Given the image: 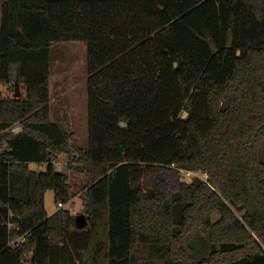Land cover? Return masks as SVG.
Instances as JSON below:
<instances>
[{
    "label": "trees",
    "instance_id": "1",
    "mask_svg": "<svg viewBox=\"0 0 264 264\" xmlns=\"http://www.w3.org/2000/svg\"><path fill=\"white\" fill-rule=\"evenodd\" d=\"M73 40L87 45L86 147L62 101L52 119L47 73L27 71ZM0 82L24 89L0 100V264H55L76 226L45 210L48 189L73 197L60 153L87 178L86 237L63 264H154L141 248L264 264V0H0Z\"/></svg>",
    "mask_w": 264,
    "mask_h": 264
},
{
    "label": "rangeland",
    "instance_id": "2",
    "mask_svg": "<svg viewBox=\"0 0 264 264\" xmlns=\"http://www.w3.org/2000/svg\"><path fill=\"white\" fill-rule=\"evenodd\" d=\"M86 41L73 40V41H55L52 43L53 59L50 66H43L37 68L36 66H29L27 71L31 75L45 74L49 76L50 84V99L49 104L52 113V119H56V111H59L61 106L60 101L64 104V111L67 114L69 129L74 132L75 139L81 147L87 146V95H86ZM19 93L23 94L24 89L22 85H18ZM15 85L11 83L0 82V100L6 96L15 94ZM224 103V101L222 102ZM185 114V113H183ZM19 124L13 125L10 130L16 132L15 128ZM121 125H125L124 122ZM259 159L264 161V140L259 145ZM69 156L65 153H60L55 161V169L63 171L67 174L69 181L72 185L73 197L71 201L64 204L62 208L68 210L71 215L79 213L85 214V205L81 197L82 191L87 184L86 175L82 172L75 170H68L67 163ZM29 167L36 171H45L47 164L42 163L38 165L35 162H30ZM183 175V174H182ZM206 174L201 171H193L189 176H182L180 179L190 178L193 183H199L206 179ZM178 194L173 192L172 198H177ZM45 210L52 213L59 207L54 198L52 189H48L44 195ZM238 216L241 214L237 213ZM82 227L70 226L69 229L72 233H68L67 242L64 245L56 247L52 254V262L55 264H63L65 262L74 260L78 256L77 246L84 242V230L80 231ZM163 250L158 252L151 248L139 249L137 258H145L150 255V262L157 264H165L162 255ZM160 256V257H159ZM148 263L149 261L142 260L141 264ZM150 264V263H148Z\"/></svg>",
    "mask_w": 264,
    "mask_h": 264
},
{
    "label": "water",
    "instance_id": "3",
    "mask_svg": "<svg viewBox=\"0 0 264 264\" xmlns=\"http://www.w3.org/2000/svg\"><path fill=\"white\" fill-rule=\"evenodd\" d=\"M18 94H19L18 83H15V95H18ZM184 179L185 181L190 182V178H184ZM211 216H212L213 222L217 221L220 218V215L218 214L217 211H213ZM74 219H75L76 226L79 228L87 224V218L85 214L83 213L77 214Z\"/></svg>",
    "mask_w": 264,
    "mask_h": 264
},
{
    "label": "built area",
    "instance_id": "4",
    "mask_svg": "<svg viewBox=\"0 0 264 264\" xmlns=\"http://www.w3.org/2000/svg\"><path fill=\"white\" fill-rule=\"evenodd\" d=\"M16 130V132H18L19 130H21V126L20 125H17L16 126V128H15ZM182 171V174L185 176H189L193 171H189V170H181ZM57 205H58V207L59 208H61V207H63L64 206V204L63 203H61V202H57Z\"/></svg>",
    "mask_w": 264,
    "mask_h": 264
},
{
    "label": "crops",
    "instance_id": "5",
    "mask_svg": "<svg viewBox=\"0 0 264 264\" xmlns=\"http://www.w3.org/2000/svg\"><path fill=\"white\" fill-rule=\"evenodd\" d=\"M52 213H53V212H52ZM52 213H48V212H47L48 215H50V214H52Z\"/></svg>",
    "mask_w": 264,
    "mask_h": 264
}]
</instances>
